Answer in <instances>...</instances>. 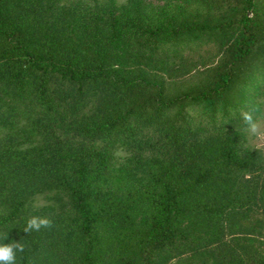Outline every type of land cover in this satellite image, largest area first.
Instances as JSON below:
<instances>
[{"label":"trees","instance_id":"1","mask_svg":"<svg viewBox=\"0 0 264 264\" xmlns=\"http://www.w3.org/2000/svg\"><path fill=\"white\" fill-rule=\"evenodd\" d=\"M202 3L0 0V242L25 245L17 264H264L243 120L264 117V18L258 0ZM203 46L217 65L176 80ZM32 215L53 226L25 233Z\"/></svg>","mask_w":264,"mask_h":264},{"label":"rangeland","instance_id":"2","mask_svg":"<svg viewBox=\"0 0 264 264\" xmlns=\"http://www.w3.org/2000/svg\"><path fill=\"white\" fill-rule=\"evenodd\" d=\"M118 4H123L127 2V0H116ZM163 0H144L145 4L150 6H156L162 4ZM182 0H171V2H180ZM193 1V0H192ZM227 0H203L201 5L204 6L203 9L212 10L213 13H217L218 11L223 12L220 8H224L227 6ZM259 3V18H264V0H258ZM201 54L203 58H198V56H192V62L188 63V60L185 62V67L183 68L186 71V75L184 78H179V82H190L192 80H197L199 77L202 78L203 74L208 68L217 65L218 57L214 56V50L212 48H207L206 46L202 47ZM190 58V57H187ZM202 59V61H201ZM199 78V79H200ZM263 116H264V108H263ZM257 129L253 132L250 128H247L245 132V137L247 144L253 150L258 151L264 157V117L257 119Z\"/></svg>","mask_w":264,"mask_h":264},{"label":"clouds","instance_id":"3","mask_svg":"<svg viewBox=\"0 0 264 264\" xmlns=\"http://www.w3.org/2000/svg\"><path fill=\"white\" fill-rule=\"evenodd\" d=\"M245 125L253 132L257 129V123L253 112L243 114ZM53 221L48 216L32 215L26 218L23 226L25 233L39 232L42 229H50ZM7 239V232L0 234V241ZM25 245L20 241H10L8 243L0 242V264H17L18 254H23Z\"/></svg>","mask_w":264,"mask_h":264}]
</instances>
